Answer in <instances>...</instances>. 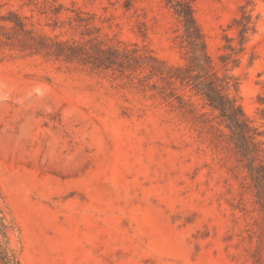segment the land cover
<instances>
[{
  "label": "rangeland",
  "instance_id": "rangeland-1",
  "mask_svg": "<svg viewBox=\"0 0 264 264\" xmlns=\"http://www.w3.org/2000/svg\"><path fill=\"white\" fill-rule=\"evenodd\" d=\"M190 1L217 68L225 35L239 47L233 19L250 15L225 68L264 142V0ZM9 10L51 38L184 61L164 0H0V15ZM144 74L0 45V210L21 264H264V207L230 131L189 88L173 87L193 109L183 114L151 88L156 78L138 83Z\"/></svg>",
  "mask_w": 264,
  "mask_h": 264
},
{
  "label": "trees",
  "instance_id": "trees-1",
  "mask_svg": "<svg viewBox=\"0 0 264 264\" xmlns=\"http://www.w3.org/2000/svg\"><path fill=\"white\" fill-rule=\"evenodd\" d=\"M172 9L181 24L179 47L184 51L181 64H168L159 59L145 46L115 45L94 37L83 41H68L38 34L26 26L24 17L16 11L9 10L0 15V45L10 46L20 53L41 55L65 63L86 67L91 71H127L146 74L138 77V83L145 86L148 79L156 78L150 86L158 89L160 96L172 102L183 114L193 113L191 104L177 94L173 87L179 85L189 88L199 96L212 110L217 112L219 122L230 131V142L238 161L244 163L249 180L258 203L264 207V160L261 156V142L257 139L260 133L243 112L241 105L230 94V88L236 86L235 78L226 74L228 63L237 64L233 55L243 48L246 33L253 30L250 15L240 9V16L233 19L232 25L237 29L238 48L230 44L231 38L224 36L229 50L218 56L222 65L217 68L207 51L204 35L193 13L190 0H164ZM223 70V71H222ZM170 98H173L172 100ZM196 117V116H195ZM213 128V125H211ZM8 225L0 210V259L2 264H21L15 254L7 246Z\"/></svg>",
  "mask_w": 264,
  "mask_h": 264
}]
</instances>
